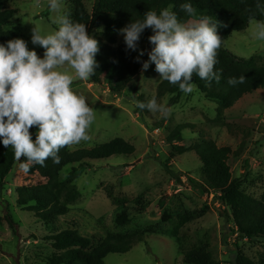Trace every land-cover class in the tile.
<instances>
[{
  "label": "rangeland",
  "instance_id": "1",
  "mask_svg": "<svg viewBox=\"0 0 264 264\" xmlns=\"http://www.w3.org/2000/svg\"><path fill=\"white\" fill-rule=\"evenodd\" d=\"M83 1L90 12L93 0ZM5 4L17 9L6 28L16 32L42 58L44 49L31 43V34L34 27L42 33L58 27L53 23L56 13L49 9L48 0H7ZM70 6L69 0H63L62 11L71 13ZM250 28L249 22L245 30L233 32L222 47L236 60L253 57L264 66V42L252 39ZM96 30L101 31L102 27L92 28L89 33ZM148 35H152L151 29ZM148 35L142 33L138 42L145 60L151 49ZM122 43L123 36L118 34L115 45ZM134 55L137 57L138 52L134 51ZM58 70L73 75V91L84 96L97 111L88 130L89 139L69 145V149L92 147L121 137L132 143L135 150L128 155L88 159L87 165L76 163L78 176L73 183L78 196L69 204L66 215L50 223L17 205L18 186L46 179L38 173L25 174L16 162L5 184L0 186V264H49L48 258L58 251L44 237L72 227L93 244L107 232H143V241L126 253H108L105 264H186L180 251L203 243L219 264H230L235 251L233 243L253 261L264 260V239L245 238L231 230V223L220 216L218 192L204 179L198 156L191 149L179 153L176 148H187L206 139L214 140L218 146H230L233 151L243 146L239 154L232 153L228 158L231 175L238 179L239 189L259 198L264 190V87L224 108L218 100L206 97L207 84L193 83L191 93L181 92L178 102L169 104L175 93L157 91L161 80L154 64L147 70L141 68L139 75L117 94L107 88L106 81L96 84L80 80L70 66ZM134 87L147 101L155 96L159 103L169 106L171 115L165 119L149 110L138 113L132 96ZM185 122L193 126L181 131V141L168 138L177 124ZM163 163L174 174L166 171ZM71 169L67 165L61 171L65 182ZM163 207L170 220H162ZM122 212L127 214L128 221L119 225L115 219ZM6 213L16 222V230L3 219ZM180 216L188 221L179 228L175 239L171 232Z\"/></svg>",
  "mask_w": 264,
  "mask_h": 264
},
{
  "label": "trees",
  "instance_id": "2",
  "mask_svg": "<svg viewBox=\"0 0 264 264\" xmlns=\"http://www.w3.org/2000/svg\"><path fill=\"white\" fill-rule=\"evenodd\" d=\"M7 0H0V43H5L9 39L19 38L13 30L6 28L10 19L17 9L5 4ZM186 0H93L91 11L85 8L83 0H69L71 17L73 20L85 23L86 30L99 29L92 35L99 43V52L96 60L99 67L96 74L89 79V82L96 84L107 83V88L112 93H122L129 85L134 76H138L142 62L145 60L144 54L138 62L134 51L128 50L125 43L115 45L118 30L126 26L131 21L142 19L143 14L148 10L159 12L162 8L170 7L182 20L186 14L181 10L180 5ZM197 10L210 14L219 23L218 34L222 42L227 40L233 32L246 29L250 18H264L255 8V0H191ZM227 25L224 27L223 25ZM56 29V28H55ZM150 28L144 30L148 35ZM150 35H148L149 37ZM148 46H151L148 43ZM218 63L216 70L220 71V81H212L210 84L193 74L192 82L196 84H207L206 97L218 100L224 108L233 106L242 96L258 88L264 87V66L258 64L253 57L245 61L232 58L222 47L218 50ZM244 76L243 84L230 86L227 83L229 77ZM157 91L161 94H174L169 99V104L177 103L181 90L178 85L170 84L167 81H160ZM134 104L136 100L147 102L143 94L137 93V88H133ZM138 113H146L147 109L141 110L136 107ZM193 125L185 122L179 123L170 132L168 138L181 141V131ZM33 139L35 138V128H32ZM179 153L191 149L201 161V171L207 184L218 192L217 198L220 201L219 213L226 222L231 223V230L237 235L245 238L264 239V190L259 198L252 197L239 189L238 179L233 178L228 164L230 155L239 154L243 146H239L235 151L230 146H218L212 139L197 141L190 147L185 148L179 145ZM135 147L132 143L121 137H115L107 142L96 144L92 147H81L70 150L68 146L60 150V163L54 164L49 158L45 161V166L38 164L31 166L28 174L38 173L46 180L35 184H22L16 188V203L21 208L31 212L34 217L45 223L56 221L60 216L69 212V204L78 196V190L73 183L77 178L75 164L87 165L88 159H103L112 155L132 154ZM23 161V157L21 158ZM14 153L11 147L5 148L0 144V186L5 184V179L12 170L15 163ZM70 165L71 171L68 173V180L65 182L61 178V171ZM166 171L174 174L166 163L162 164ZM223 206L226 208H223ZM229 212V213H228ZM0 216V221H1ZM8 225L16 230V222L9 213L4 216ZM167 209L163 207L162 220H170ZM116 223L121 225L128 221L127 214L122 212L116 217ZM188 219L180 216L179 221L172 229L171 236L178 238L179 228ZM48 240L53 249L58 251L48 258L49 264H105L104 258L108 253H126L133 245L143 241V232H107L95 244L91 239L78 232L76 228H65L57 233L44 237ZM225 243H228L225 241ZM234 254L230 259V264H264V260L259 263L246 256L233 243ZM186 264H219L213 257L206 243L192 245L180 251Z\"/></svg>",
  "mask_w": 264,
  "mask_h": 264
},
{
  "label": "clouds",
  "instance_id": "3",
  "mask_svg": "<svg viewBox=\"0 0 264 264\" xmlns=\"http://www.w3.org/2000/svg\"><path fill=\"white\" fill-rule=\"evenodd\" d=\"M62 4L63 0H48L49 9L56 13L55 30L42 33L32 29L31 43L44 49L42 58L22 38L0 43V144L12 148L25 174L34 164L45 166L49 158L59 164L62 148L89 139L88 130L97 115L85 97L73 91V75L58 70L70 66L75 77L87 81L99 67L97 39L86 30L85 23L62 11ZM180 8L187 20H181L169 7L159 12L148 10L142 19L131 21L118 34L123 36L128 50L138 52L135 59L139 62L145 53L138 48V42L144 30L150 28L151 49L141 64L142 70L154 64L159 80L178 85L189 94L194 89L193 74L209 84L220 81L215 65L222 38L218 34L220 22L199 12L191 0ZM255 8L264 16V0H255ZM250 25V37L264 42V18L253 15ZM244 81V76L229 77L227 83L236 86ZM135 105L165 119L172 112L155 96L147 102L136 100ZM32 128L36 129L34 139Z\"/></svg>",
  "mask_w": 264,
  "mask_h": 264
}]
</instances>
